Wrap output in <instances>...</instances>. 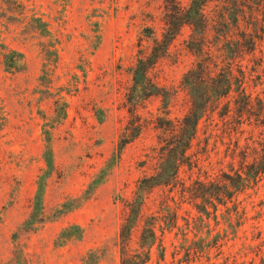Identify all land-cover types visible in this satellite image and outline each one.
I'll use <instances>...</instances> for the list:
<instances>
[{
    "label": "rangeland",
    "instance_id": "1",
    "mask_svg": "<svg viewBox=\"0 0 264 264\" xmlns=\"http://www.w3.org/2000/svg\"><path fill=\"white\" fill-rule=\"evenodd\" d=\"M163 10L164 0H0V264H121L126 202L155 171L146 161L165 136L164 100L173 97L172 117L190 105L182 84L196 60L189 26L149 84L133 80L138 58L163 33ZM234 147L223 119L204 117L182 177L239 168ZM259 187L240 197L249 214L241 227L222 206L218 219L188 227L186 218L201 213L175 191L179 227L166 231L165 249L153 247L149 264H264V178ZM165 193L150 194L148 215L168 213Z\"/></svg>",
    "mask_w": 264,
    "mask_h": 264
},
{
    "label": "trees",
    "instance_id": "2",
    "mask_svg": "<svg viewBox=\"0 0 264 264\" xmlns=\"http://www.w3.org/2000/svg\"><path fill=\"white\" fill-rule=\"evenodd\" d=\"M163 15V33L153 38L152 52L138 58L133 80L138 85L149 84L151 69L189 26L186 43L196 60L184 73L182 84L190 105L183 115L172 117L169 105L173 97L164 100V116L159 118L158 127L165 136L160 139V151L154 148L146 161L155 171L138 180L135 197L126 202V218L119 230L121 264H149L155 245L166 248V231L179 227L181 208L174 209L171 204L176 203L175 191L180 202L189 200L201 213L197 219L186 218L188 227L209 224L212 217L218 219L220 206L230 225L237 220L241 227L249 214L246 201L240 197L249 189H259L264 178V89L257 90L264 84V0H190L187 5L164 0ZM156 87V95L165 99L166 90ZM216 114L235 137L231 153L241 158V165L223 171L218 178L191 177L188 183L181 170L194 163L189 151L198 137L200 122L204 117L214 120ZM128 135L124 137L130 142ZM157 188L168 192L160 202V208L168 213L148 215V199Z\"/></svg>",
    "mask_w": 264,
    "mask_h": 264
}]
</instances>
